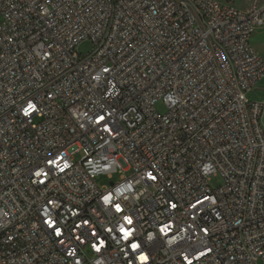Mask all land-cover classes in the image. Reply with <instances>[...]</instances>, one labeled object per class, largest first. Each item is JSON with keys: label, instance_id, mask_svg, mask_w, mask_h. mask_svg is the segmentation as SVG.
Returning <instances> with one entry per match:
<instances>
[{"label": "built area", "instance_id": "built-area-1", "mask_svg": "<svg viewBox=\"0 0 264 264\" xmlns=\"http://www.w3.org/2000/svg\"><path fill=\"white\" fill-rule=\"evenodd\" d=\"M263 20L219 0H0V264H264Z\"/></svg>", "mask_w": 264, "mask_h": 264}, {"label": "rangeland", "instance_id": "rangeland-1", "mask_svg": "<svg viewBox=\"0 0 264 264\" xmlns=\"http://www.w3.org/2000/svg\"><path fill=\"white\" fill-rule=\"evenodd\" d=\"M222 2H229L240 9L249 10L250 8H262L263 16H264V0H219ZM251 43L255 47V49L264 57V20L262 24H260L257 29L254 31L251 37ZM92 49V43L90 40L85 39L82 40L76 47V51L81 55H86ZM249 97L252 100H256L260 102L262 105V124L264 125L263 117H264V77L253 87L252 91L249 92ZM156 109L163 113L165 112V106L159 102L156 104ZM119 179L118 173L112 174H104L95 179L96 185L103 189L110 186L111 183L116 182ZM220 178L213 177L211 180V186L215 187L219 184Z\"/></svg>", "mask_w": 264, "mask_h": 264}, {"label": "snow or ice", "instance_id": "snow-or-ice-1", "mask_svg": "<svg viewBox=\"0 0 264 264\" xmlns=\"http://www.w3.org/2000/svg\"><path fill=\"white\" fill-rule=\"evenodd\" d=\"M29 108L31 109V108H34V105H29ZM101 120H103L104 118L103 117H101L100 118ZM105 199H107V197L105 198ZM117 208H119V206L117 205ZM129 223H131V221L129 220ZM127 235H128V233H125V236L127 237ZM139 247V245H137V244H133L132 245V248L133 249H136V248H138ZM142 259H146V257H141Z\"/></svg>", "mask_w": 264, "mask_h": 264}, {"label": "bare ground", "instance_id": "bare-ground-1", "mask_svg": "<svg viewBox=\"0 0 264 264\" xmlns=\"http://www.w3.org/2000/svg\"><path fill=\"white\" fill-rule=\"evenodd\" d=\"M263 121H264V117H263ZM264 126V125H263Z\"/></svg>", "mask_w": 264, "mask_h": 264}]
</instances>
